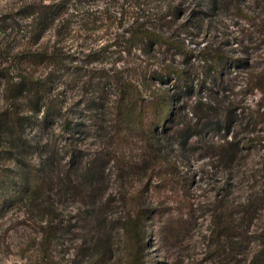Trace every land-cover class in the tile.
Segmentation results:
<instances>
[{"label": "rangeland", "instance_id": "374dc122", "mask_svg": "<svg viewBox=\"0 0 264 264\" xmlns=\"http://www.w3.org/2000/svg\"><path fill=\"white\" fill-rule=\"evenodd\" d=\"M210 2L0 0V13L10 16L24 5H48L39 32V15L16 19L22 26L12 32L13 43L63 61L13 73L43 83L50 111L34 113L19 102L26 146L14 153L17 142H0V187L19 192L13 204L0 206V264H129L134 252L124 223L137 206L146 217L140 264H264L254 262L264 240V98L252 86L264 66V42L248 45L249 57L236 44L249 32L257 37L236 6L259 23L264 0H233L231 9L219 5L207 17L201 11ZM142 23L182 50L163 44L144 53L129 39ZM215 50L240 66L228 64L221 89L210 91ZM168 69L184 73L183 80L166 76ZM156 101L179 110L172 132L150 127L148 106ZM9 106L3 91L0 127ZM253 115L260 116L257 127L246 125ZM226 116L230 131L223 129ZM255 135L248 150L234 144ZM223 144L231 152L219 156ZM148 145L156 155L151 164ZM93 163L95 175L87 173ZM30 169L51 186L20 202ZM251 202L258 204L243 239L219 236V221L227 213L238 220L237 206Z\"/></svg>", "mask_w": 264, "mask_h": 264}, {"label": "trees", "instance_id": "16d2710c", "mask_svg": "<svg viewBox=\"0 0 264 264\" xmlns=\"http://www.w3.org/2000/svg\"><path fill=\"white\" fill-rule=\"evenodd\" d=\"M209 4V10L201 11V14L204 16H212L211 14L215 13L217 10H219V5L223 9H231V1L233 0H225L224 4H221L219 0H210ZM230 1V2H229ZM239 5V4H238ZM203 9H205V3L203 5ZM50 7L46 4H30V5H24L22 8L17 11L14 16L6 15L3 13H0V95L3 94V91H5V98L9 102L10 106L6 109L3 119V123H1L0 127V142L3 141L4 138L7 139V142L10 143L11 146L16 143L15 147H12L10 152L14 153H21L20 150L22 149V146H26L27 141L22 138V126H23V117L20 118L19 112H17V108L21 107L22 104H25L27 107L31 109L32 112L37 113L41 110L45 112V116L48 114L46 112H49V105L50 101L47 100L45 94L43 93L44 85L41 83V81H37L33 79L32 77L28 76L27 73L18 75L17 77L13 76L14 71L23 72L26 71L25 68L29 65L32 66H39L41 63H50L53 65L61 66L62 62L60 57H57L55 54L49 55L47 53H36V51L32 52L29 50V47H17L13 42V31H16L19 27L22 25L19 24L16 19L19 18V20H27L28 18L34 16V18L39 15V21L42 20V18L48 17V11ZM238 10V14L241 18L245 19L247 22H250L253 24V27L256 28L257 37L253 38L250 34H254L253 32H249V28L246 29L249 34L238 41L236 44L238 47H241V49H238L239 52L243 55H248V50H246V47L248 45H252L254 43H257L258 41L264 42V20L261 22L256 23L255 16H250L246 13H243L239 9L238 6H236ZM198 20V19H196ZM43 22L41 21L40 24L35 26L34 31L38 32L41 30L40 25ZM142 23L138 27L132 28L130 32L129 39L135 44L139 45L140 50H142L144 53H150L151 49L154 48L155 45H163L167 44L170 47H173L177 50H182V47L179 43H177L174 40H171L169 38H165L162 35L159 34H152L149 32L148 29L145 28V26ZM31 26H27L26 29ZM23 30V28H22ZM29 31H26V33ZM244 34V32H243ZM256 39V41H255ZM154 45V46H152ZM237 50V51H238ZM212 60H213V69L215 72H217V75L215 77H212L209 84H211L213 87H211L210 91H215L214 89H221L220 84L222 82V79L224 77V72L229 68L230 63H232L234 66H240V63H235L232 57H230L227 53L221 52L220 50H215L212 54H210ZM239 61V60H238ZM247 61V60H245ZM249 62V61H247ZM229 64V65H228ZM241 64H246V62H241ZM166 76H175L177 80H183L184 73L179 71H172L169 70L165 71ZM19 78V80L17 79ZM158 80V79H157ZM161 82H163V79L161 78ZM188 86V85H187ZM252 86L254 90H257L263 98H264V66L261 68V70L252 78ZM186 88V94L191 93V88ZM4 89V90H3ZM219 92V91H218ZM218 94V93H217ZM21 102V103H19ZM179 110L176 108V106L173 107H167L163 102L156 101L153 104L148 106V112L149 114L154 115V118L151 122L150 127L156 126V128H162L163 133H169L172 132L175 128V123L177 124L180 122L179 118ZM43 116V118L45 117ZM259 115H253L248 117L246 121V125L257 127L259 125L258 118ZM46 118V117H45ZM20 119V121H19ZM33 120L30 119L25 123L32 122ZM232 120L229 116H226L222 120L223 129H226L227 131H230V124ZM7 127V128H6ZM20 127V128H18ZM257 138H260V135H255L251 138L246 139L242 142H237L235 139L236 146L243 147L245 149H250L252 142L255 140H258ZM1 144V143H0ZM230 144V143H227ZM149 149H145V161L149 164L153 160H156V155L153 152L152 147L148 145ZM154 148V147H153ZM226 146L220 145L216 150L218 151L219 156H225L228 154V152H231L230 150L225 151ZM74 160V157L73 159ZM77 162V160L75 161ZM157 163L156 161L153 163ZM30 180H27L24 185V190L22 189L20 198V202L24 199H27L34 195L35 190H37L38 197L39 191L44 190L45 186H48V188L51 186L50 182L47 181L45 178V174H38L37 177L36 174H34L33 170L30 169ZM96 172H98V166L96 163H93V166L87 171L89 174L95 175ZM134 175H140L141 171L134 170L132 171ZM53 176V175H52ZM32 178V179H31ZM263 178H264V166H263ZM63 179L59 180L62 183ZM66 181V180H65ZM47 188V189H48ZM52 189V188H51ZM262 197L264 198V179L262 183ZM16 194H19L18 190L17 193L14 191V189H7L6 187H0V206H3L6 208L9 204H13L16 199ZM258 204V203H257ZM254 202H251L249 205L242 207V209L237 206L239 209V214L241 215L238 220L234 221L232 220L227 213L225 215L224 222H220L217 224L219 229V236H223L227 240H231L234 238L237 239H243V235L245 232L243 231V226L247 224L251 220V216L254 212L255 206L257 205ZM40 207V206H39ZM43 208V207H42ZM39 211L38 213L43 214V211H40L41 208H37ZM264 210V207L261 209ZM230 213V212H229ZM146 217H143L142 209L140 206H137V209L135 210L133 215H128V217L125 220L124 223V231L125 235L131 245V252H134L132 256L130 257L129 264H140L142 260H140V254H139V240H143L145 235V225L144 220ZM262 234L264 236V228L262 231ZM48 237V242L52 241V232L49 230L46 232L45 237ZM105 246V244H104ZM104 255L106 254V251H103ZM103 261V258L101 259ZM264 261V240L262 242V247L258 251L257 257L254 258V262H263Z\"/></svg>", "mask_w": 264, "mask_h": 264}]
</instances>
